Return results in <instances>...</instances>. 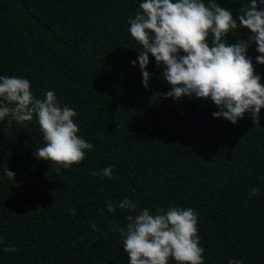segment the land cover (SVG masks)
I'll return each instance as SVG.
<instances>
[{
  "label": "trees",
  "instance_id": "16d2710c",
  "mask_svg": "<svg viewBox=\"0 0 264 264\" xmlns=\"http://www.w3.org/2000/svg\"><path fill=\"white\" fill-rule=\"evenodd\" d=\"M142 2L0 0V76L29 79L40 99L54 91L93 145L82 163L57 173L33 155L44 143L35 117L27 127L0 121V264H128L113 228L144 208L170 207L197 213L204 264H264V109L259 125L250 113L234 125L213 117L219 109L210 100L155 98L170 90L163 66L149 55L145 89L142 49L129 32ZM216 2L234 18L249 4ZM249 34L238 28L226 39ZM255 49L247 55L264 84ZM108 166L111 179L90 174ZM125 198L135 212L107 211ZM8 245L17 251H3Z\"/></svg>",
  "mask_w": 264,
  "mask_h": 264
},
{
  "label": "clouds",
  "instance_id": "9594fccd",
  "mask_svg": "<svg viewBox=\"0 0 264 264\" xmlns=\"http://www.w3.org/2000/svg\"><path fill=\"white\" fill-rule=\"evenodd\" d=\"M260 5L264 0H249L234 18L232 11L216 0L207 4L204 0H143L141 11L128 23L131 37L142 49L137 61L145 89L149 87L151 55L157 66H163L162 77L170 85L169 91L157 93L155 98L180 100L194 95L217 106L219 110L212 113L215 118L223 117L235 125L250 113L253 123L259 125L264 84L247 53L255 44L259 53L256 64L264 65V7ZM238 28L249 30L246 40L226 39ZM76 116L72 108L61 107L54 91L40 99L33 94L29 79L0 76V121L9 118V126L15 121L27 127L35 117L44 143L33 155L57 165V173L82 163L86 150L93 149L78 135ZM90 174L111 179L112 166ZM5 175L13 183L16 174L7 168ZM258 191L252 188L249 197L254 198ZM117 207L135 212L138 205L128 198L115 205L109 201L107 211L112 213ZM126 220L125 227L116 224L113 231L122 237L128 264H169L170 259L176 264H204L198 215L192 208H159L154 214L144 208L127 215ZM91 227L98 230L95 223ZM3 251L14 253L17 249L8 245ZM229 264L242 261L232 259Z\"/></svg>",
  "mask_w": 264,
  "mask_h": 264
}]
</instances>
